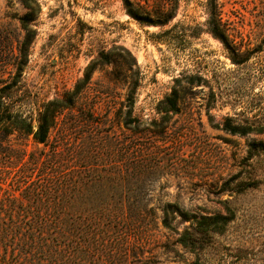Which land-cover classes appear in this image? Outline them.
I'll return each instance as SVG.
<instances>
[{"label": "rangeland", "instance_id": "374dc122", "mask_svg": "<svg viewBox=\"0 0 264 264\" xmlns=\"http://www.w3.org/2000/svg\"><path fill=\"white\" fill-rule=\"evenodd\" d=\"M130 1L33 0L36 35L25 58L27 9L0 0V83L23 67L12 101L25 116L36 119L89 76L46 148L58 143L71 179L61 178L57 201L68 204L69 231L82 221V264H264V152L250 151L264 143V0H217L230 49L210 32V0ZM160 6L171 21L145 23L164 20ZM173 93L176 111H166ZM0 187L2 209L12 186ZM167 204L196 218L175 214L165 228ZM101 206L109 215L96 211L97 233H85ZM202 216L211 219L203 246L181 245ZM33 243L31 264L49 259L38 251L43 241Z\"/></svg>", "mask_w": 264, "mask_h": 264}, {"label": "trees", "instance_id": "16d2710c", "mask_svg": "<svg viewBox=\"0 0 264 264\" xmlns=\"http://www.w3.org/2000/svg\"><path fill=\"white\" fill-rule=\"evenodd\" d=\"M27 12L19 19L21 28L24 31V38L19 45L20 55L27 58L29 46L35 39L36 32L33 29L38 11L33 8V0H20ZM125 5L132 8L130 0H124ZM208 26L212 35L221 40L230 49L229 36L226 33L221 17V8L217 0L209 1ZM152 12L151 10H149ZM133 15V13H131ZM158 15L164 17L163 21H145L147 24L165 25L171 21L174 13L160 6ZM245 61V60H244ZM25 65V64H23ZM23 67L16 73L14 81L10 85L0 83V184H9L12 190L8 191L7 197L1 201L0 209V264H23L30 263L35 253L30 251L34 248V239L37 237L43 241L46 249H38L40 252H48L49 259L39 258V264H71L72 259L82 264L83 257H80V227L81 220L74 219L70 223L63 217L69 208L64 200L57 201L64 195V187L61 186V178L64 183L71 180L63 175L62 154L57 144L49 151L46 148L51 144V136L58 128L59 118L66 110L74 106V100L88 83L89 76L80 82L77 88L65 95L62 99L48 101L39 110L36 119L32 120L20 110L17 104L12 101L13 91L21 76ZM3 82V81H1ZM2 84V85H1ZM82 85V86H81ZM176 98L173 93L167 98L169 107L166 111H176ZM96 123L92 115L87 114ZM130 118V115H129ZM228 130L232 134H245L235 126L229 125ZM29 138L34 145H42L43 148H36L28 151ZM262 142L251 144L250 151L254 155L257 152H264ZM94 150V148L92 149ZM241 189L245 190L254 187L253 183H239ZM1 190V187H0ZM43 209H46L45 217ZM109 215V212L101 206L91 209L88 229L85 233L95 235L99 219L95 213ZM162 223L165 228L173 230V216L177 214L184 221L192 218L188 213L179 209L176 205L167 204L162 209ZM33 215L34 217H31ZM211 219L202 216L200 220L195 219V225L187 227L181 234L178 242L190 248L201 247L208 236L207 226ZM73 237V240H70ZM73 248H70V246ZM25 248H28L25 250ZM11 251V254L9 252ZM74 252V253H73ZM75 256V258H72Z\"/></svg>", "mask_w": 264, "mask_h": 264}]
</instances>
